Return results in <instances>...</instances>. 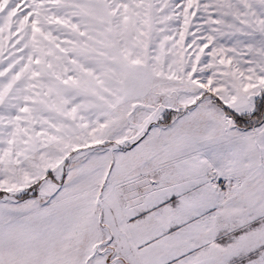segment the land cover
Returning a JSON list of instances; mask_svg holds the SVG:
<instances>
[{
    "label": "snow or ice",
    "instance_id": "6c2138e0",
    "mask_svg": "<svg viewBox=\"0 0 264 264\" xmlns=\"http://www.w3.org/2000/svg\"><path fill=\"white\" fill-rule=\"evenodd\" d=\"M0 264H264V0H0Z\"/></svg>",
    "mask_w": 264,
    "mask_h": 264
}]
</instances>
